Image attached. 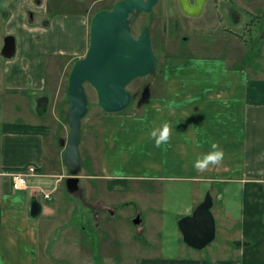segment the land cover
Instances as JSON below:
<instances>
[{
	"label": "crops",
	"instance_id": "0c3cea01",
	"mask_svg": "<svg viewBox=\"0 0 264 264\" xmlns=\"http://www.w3.org/2000/svg\"><path fill=\"white\" fill-rule=\"evenodd\" d=\"M67 4L0 0V58L5 34H14L16 55L19 52L16 60V55L0 60V107L5 118L0 133V264H42L40 223L50 199L41 190H59L67 167L61 133L58 129L50 133L46 127L55 124L51 110L61 113L67 107V102L64 106L59 102L58 108L50 103L55 98L54 69L58 59L84 53L66 56L73 52L75 26L83 28L87 44L90 36L88 14L69 15L66 11L76 10ZM164 76L161 93L148 97L138 114L105 113L100 163H92L96 174L89 178L192 183L197 189L194 197L177 206L176 219L191 214L211 193L217 222L211 246L206 250L188 246L178 228L182 241L175 253L159 250L136 264H264V73H254L246 64L231 65L228 56H219L197 60L188 69H166ZM25 94L39 96L35 114L26 112L25 100L20 99ZM55 117L59 120L55 125H62L59 115ZM163 121L171 124L172 136L157 148L149 133ZM17 122L44 127L30 133L4 131V124ZM212 142L224 150L223 164L200 173L192 164ZM28 166H35L38 174L29 175L26 185L15 189L12 174ZM33 197L43 207L37 217L30 214ZM108 261L94 264H111Z\"/></svg>",
	"mask_w": 264,
	"mask_h": 264
},
{
	"label": "rangeland",
	"instance_id": "374dc122",
	"mask_svg": "<svg viewBox=\"0 0 264 264\" xmlns=\"http://www.w3.org/2000/svg\"><path fill=\"white\" fill-rule=\"evenodd\" d=\"M63 1L58 0V5ZM115 1L65 0L67 7H71L68 9L76 10L66 13L84 17L87 13L90 21L96 11L111 8ZM132 27L136 36L143 27L150 29L160 65L154 74L138 78L129 85L133 102L123 111L127 115L138 114L148 97L161 93L165 70L169 68L188 69L205 57L228 56L231 65L246 64L254 73H264V0H217L215 7L212 5L210 12L199 19L184 17L178 0H161L152 12L139 13ZM55 32L62 37L59 30ZM73 36V52L66 56L84 52L79 56L82 57L89 42L84 40L80 25L74 27ZM18 55L19 52L15 60ZM77 58L57 60L55 98L50 102L56 103L57 108L59 102L66 104L68 76ZM49 69L53 74V68ZM86 91L89 110L82 122L80 188L76 193L68 191L65 178L69 172L65 167L60 189L53 191L49 209L41 218L42 264H94L99 259L109 260L111 264H136L140 257L159 250L165 254L175 253L182 241L177 238L175 209L188 198L193 199L196 186L182 181L126 180L119 183L90 179L96 170L91 167L92 163H100V138L106 112L99 105L95 89L86 84ZM20 99L25 100L26 112L35 114L34 103L39 96L25 94ZM57 110H51L49 116L59 124L55 117L59 115L62 125L48 124L47 130L52 133L58 129L61 133L58 138L68 141L67 107L57 112L58 115ZM1 118L5 120L0 107V133ZM99 199L101 203L97 202ZM111 209L115 211L113 214ZM138 214L142 222L135 224L133 220Z\"/></svg>",
	"mask_w": 264,
	"mask_h": 264
},
{
	"label": "water",
	"instance_id": "95a60500",
	"mask_svg": "<svg viewBox=\"0 0 264 264\" xmlns=\"http://www.w3.org/2000/svg\"><path fill=\"white\" fill-rule=\"evenodd\" d=\"M160 1L117 0L111 8L99 9L91 17L87 51L74 61L66 89V120L70 134L68 141L63 139L61 143L65 147L63 156L69 172L66 184L71 193H76L80 188L82 122L89 110L86 84L95 89L99 105L106 113H120L132 105L133 94L129 85L138 78L154 74L160 65L150 29L143 27L136 36L132 23L139 13L152 12ZM179 1L182 6L183 0ZM201 11L196 14L185 13L199 16ZM16 52V38L6 36L1 49L2 56L12 58ZM213 205L214 199L207 192L191 214L178 219L183 241L188 246L202 250L215 240L217 222L212 211ZM42 210V204L37 197H33L31 216H39ZM133 222L140 224V215Z\"/></svg>",
	"mask_w": 264,
	"mask_h": 264
},
{
	"label": "clouds",
	"instance_id": "9594fccd",
	"mask_svg": "<svg viewBox=\"0 0 264 264\" xmlns=\"http://www.w3.org/2000/svg\"><path fill=\"white\" fill-rule=\"evenodd\" d=\"M172 136V126L168 121H163L159 125L153 126L149 133L150 139L154 141V146L160 148L163 145H167ZM225 153L220 147L218 142H212L210 150L205 153L198 154L192 164V167L200 172L204 173L211 167L222 166Z\"/></svg>",
	"mask_w": 264,
	"mask_h": 264
},
{
	"label": "flooded vegetation",
	"instance_id": "af4514ba",
	"mask_svg": "<svg viewBox=\"0 0 264 264\" xmlns=\"http://www.w3.org/2000/svg\"><path fill=\"white\" fill-rule=\"evenodd\" d=\"M216 3H217V0H183L182 6H181L180 1L178 0V7H179V9H180V11L184 17H187L190 19H199V18H202L205 15H207L208 12H210V7H212V5H214V7H215ZM181 7H183V10H185V12H190L192 14H196V13L200 12V10H203V11H201L202 13L199 16H193V15L186 14L182 10ZM188 40L184 39V41H188Z\"/></svg>",
	"mask_w": 264,
	"mask_h": 264
},
{
	"label": "built area",
	"instance_id": "2783aa9c",
	"mask_svg": "<svg viewBox=\"0 0 264 264\" xmlns=\"http://www.w3.org/2000/svg\"><path fill=\"white\" fill-rule=\"evenodd\" d=\"M38 174L35 166H28L25 171L13 173V185L15 189L23 188L26 185L29 175ZM44 198L51 199L53 191L41 190Z\"/></svg>",
	"mask_w": 264,
	"mask_h": 264
},
{
	"label": "trees",
	"instance_id": "16d2710c",
	"mask_svg": "<svg viewBox=\"0 0 264 264\" xmlns=\"http://www.w3.org/2000/svg\"><path fill=\"white\" fill-rule=\"evenodd\" d=\"M42 126H33L26 123H6L4 124V131L8 132H19V133H30L39 131ZM125 181V180H124ZM124 181L116 180V182L122 183Z\"/></svg>",
	"mask_w": 264,
	"mask_h": 264
}]
</instances>
